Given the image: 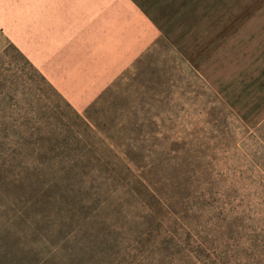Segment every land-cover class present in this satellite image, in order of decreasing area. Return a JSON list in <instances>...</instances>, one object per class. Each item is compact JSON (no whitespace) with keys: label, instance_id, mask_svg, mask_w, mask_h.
<instances>
[{"label":"rangeland","instance_id":"374dc122","mask_svg":"<svg viewBox=\"0 0 264 264\" xmlns=\"http://www.w3.org/2000/svg\"><path fill=\"white\" fill-rule=\"evenodd\" d=\"M225 250L264 264V0H0V264Z\"/></svg>","mask_w":264,"mask_h":264},{"label":"trees","instance_id":"16d2710c","mask_svg":"<svg viewBox=\"0 0 264 264\" xmlns=\"http://www.w3.org/2000/svg\"><path fill=\"white\" fill-rule=\"evenodd\" d=\"M10 47H12V48H14L12 45H7L6 47H5V52H10V50H9V48ZM9 50V51H8ZM11 51H16L15 50V48L14 49H12ZM19 53V52H18ZM3 55H6V54H3ZM144 178V177H143ZM264 257V254H262L261 255V258H263ZM220 258H221V260H223V263L224 264H231V263H229V261L227 260V251L225 250V253H223V254H221V256H220ZM254 261H255V259H250V262H252V263H254ZM256 263H258V264H261V261L259 262H256ZM195 264H197V263H195ZM202 264H204V263H202Z\"/></svg>","mask_w":264,"mask_h":264},{"label":"snow or ice","instance_id":"6c2138e0","mask_svg":"<svg viewBox=\"0 0 264 264\" xmlns=\"http://www.w3.org/2000/svg\"><path fill=\"white\" fill-rule=\"evenodd\" d=\"M50 239H51L52 244L55 245V247L52 248V251L56 253L59 252L60 246H59V242L55 239V236L54 235L50 236ZM241 247H244V246L241 245ZM236 258H237L236 256L233 257V259H236Z\"/></svg>","mask_w":264,"mask_h":264}]
</instances>
